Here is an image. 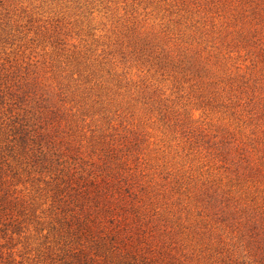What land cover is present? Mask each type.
Listing matches in <instances>:
<instances>
[{"label": "rangeland", "instance_id": "1", "mask_svg": "<svg viewBox=\"0 0 264 264\" xmlns=\"http://www.w3.org/2000/svg\"><path fill=\"white\" fill-rule=\"evenodd\" d=\"M0 264H264V0H0Z\"/></svg>", "mask_w": 264, "mask_h": 264}]
</instances>
